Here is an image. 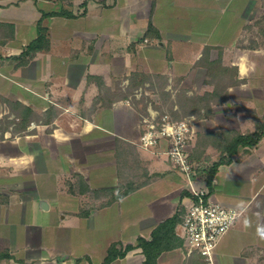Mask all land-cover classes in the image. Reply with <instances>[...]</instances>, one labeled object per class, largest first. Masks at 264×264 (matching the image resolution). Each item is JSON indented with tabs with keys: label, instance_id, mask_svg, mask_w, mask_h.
<instances>
[{
	"label": "crops",
	"instance_id": "0c3cea01",
	"mask_svg": "<svg viewBox=\"0 0 264 264\" xmlns=\"http://www.w3.org/2000/svg\"><path fill=\"white\" fill-rule=\"evenodd\" d=\"M62 9L86 13L42 15ZM0 22L15 26L0 43V120L16 117L3 99L24 104L30 119L18 118L23 130L0 132V264H144L139 247L105 258L112 245L152 240L161 224L185 213L191 184L209 189L205 178L172 165L168 141L139 145L143 120L156 110L150 104L142 117L129 98L109 95L137 75L145 81L137 93L154 91L160 78L165 90L180 80L189 92H212L196 65L209 48L244 82L196 120L197 139L249 134L264 122V0H0ZM39 22L49 48L21 64ZM212 139L210 164L223 151ZM211 197L242 214L201 264H264V134L220 165ZM182 221L173 227L174 245L182 246L165 249L156 264H199L181 237Z\"/></svg>",
	"mask_w": 264,
	"mask_h": 264
},
{
	"label": "built area",
	"instance_id": "2783aa9c",
	"mask_svg": "<svg viewBox=\"0 0 264 264\" xmlns=\"http://www.w3.org/2000/svg\"><path fill=\"white\" fill-rule=\"evenodd\" d=\"M196 138L192 118L173 119L170 114L152 115L144 118L139 145L144 148L157 146L161 141L169 143L167 155L172 165L188 177H192L194 164L190 160V146ZM195 197L184 202V218L181 223L184 244L188 253H201L212 260L221 238L240 218L242 211L228 207L211 197L208 188L191 184Z\"/></svg>",
	"mask_w": 264,
	"mask_h": 264
},
{
	"label": "trees",
	"instance_id": "16d2710c",
	"mask_svg": "<svg viewBox=\"0 0 264 264\" xmlns=\"http://www.w3.org/2000/svg\"><path fill=\"white\" fill-rule=\"evenodd\" d=\"M85 5H86V1H84L81 4V6H85ZM85 13H86V9H84L81 13H79L77 15L74 14L73 12L69 11V10L62 9L61 11H53V12H49V13L43 12L42 15L44 17H47V16L77 17L78 15H84ZM153 27L154 26H153L152 22L150 21L146 36L151 35ZM0 29L2 30V33L0 35V43L4 44L6 42V40H8L10 37H12L14 35L15 26L12 23L0 22ZM49 43L50 42L48 39L47 28L43 27L41 25V22H39L38 23L37 38L27 46L25 51L19 57V59H21L20 63L22 64V61H24V58H26V55H35L39 51L48 49ZM208 53H209V48L205 50V53H204L201 60L205 59V55L208 58ZM222 64L223 63H221V60L209 62L208 65L210 66L209 67V73L210 74L208 77L209 78H210V76L212 77L213 74L220 75L222 73H226V71L230 70L229 68H234V67L228 68V66L224 67V65H222ZM219 67H222L224 71L220 72ZM235 71H236V73H235L236 78L238 79V72H237V70H235ZM137 76H139V75H137ZM139 81H140L141 85H143L145 82L144 79H141ZM236 81H237L236 83H239V84L244 82V80H240V79H238ZM135 82H136L135 80H134V82L133 81L131 82L132 87L140 86V84L138 86H133ZM208 82H210L209 79H208ZM232 85L233 84H230L229 86H232ZM229 86L227 87V91H228ZM215 91H216V89L212 92H206L203 95V97H201L200 99L202 101H209V102L212 101L213 96L215 95ZM122 99H128V97H122ZM3 101L7 102L6 104L10 107L11 112L16 114V118H24L25 117L28 120V122H30V119L26 116L28 113L27 112L24 113V104H22L20 102L9 101L7 99H3ZM212 103L218 104L220 102H212ZM211 108L212 107L210 105H208V106L202 105L200 107L199 117L202 118V117L210 116L211 115V113H210ZM26 111L29 112L30 109L27 108ZM200 112H202V113H200ZM162 114H165V113H161L160 115H162ZM172 118L176 119L174 116H172ZM263 134H264V122L259 125L258 130L254 131L252 133H249V134L236 133L234 135H231V137L229 136L228 138H223L224 140H221V136L218 134L209 133L208 136H204V137H211V138L216 137V139L223 142V143H221L223 151L221 152L222 154H221L219 160L213 162L212 164H210L208 166H203L200 163V156L198 155L197 147H199V145L200 146L202 145L201 144V140H202L201 138L202 137L200 138V140H198L197 136H196L195 147L196 146L197 147H196V149L194 148L195 149L194 153L192 152L190 154V160L194 164V170L192 172V177L193 178H203V179L205 178L206 183L209 187V191L211 193L212 185H213V179H214V176L217 173L220 165L223 164L224 162H230L232 155L237 152L239 146L253 147V146L257 145L258 142L263 137ZM202 153H204V151H202ZM202 174L204 176H202ZM78 181H79L78 188L80 189L81 192H83V189H84L83 186L85 185V183H84L82 176L79 175ZM183 214H184V211L181 209V211L174 218L169 219V220L165 221L163 224H161L158 227V229L155 231L152 240H146V239L140 237L138 239V242L136 245L129 244L124 248V250H119L117 245H112L108 251V255L105 258V262L109 263V262H112L113 260L117 259L118 257H124V256H126V254L130 250L134 249L135 247H139L143 250V253L146 256L144 264H156L159 256L162 254V252L165 249H170V248L182 246L183 243L181 240H180L181 241L180 243H177V245H174L175 240H177L178 237L174 236V228L173 227L180 220L183 219V217H184ZM168 235H171L173 238L169 239ZM190 256H192L191 257L192 261L194 259L197 262H199V264H201L202 259L205 258L199 252H194Z\"/></svg>",
	"mask_w": 264,
	"mask_h": 264
},
{
	"label": "rangeland",
	"instance_id": "374dc122",
	"mask_svg": "<svg viewBox=\"0 0 264 264\" xmlns=\"http://www.w3.org/2000/svg\"><path fill=\"white\" fill-rule=\"evenodd\" d=\"M2 33V30L0 29V35ZM212 55H205L204 60H198L196 62V65L199 66L200 68H203L204 71L206 72V77H205V83L204 84H210L215 91V95L213 96L212 101H202L200 98L203 97V95L206 92H200L198 90L193 89V92H189L190 88H185L184 86H180L182 82L180 80H176L172 82V87L175 89V91L170 90H165V85L166 80L164 79H156L155 85H152L150 88H153L154 91H146L145 89L142 91H139L138 93L135 92V87H132L131 85L126 88V90H122L120 92L115 91V92H110L109 95H115V97H128L133 104L137 107L138 111L140 114L143 116H146L149 114L148 112V107L151 104L153 109L156 110V113L160 115L161 113H167L172 116H174L178 120H183V119H189L192 118L194 124L196 123V120L199 117V111L200 107L202 105H210L212 107V102H220V104L224 103V101H227L228 98V91L227 87L230 84H233V86H237L239 83H236L238 80L236 78V69L235 68H229L230 70L226 71V73H222L220 75L213 74V76L210 78L209 76V62H213L216 60H221V58H215V60L211 59ZM223 65V64H222ZM225 67V66H224ZM219 71L223 72V68L219 67ZM140 79H142L140 76H137L135 78V83L133 86H138L140 84ZM208 79L210 82H208ZM200 81V75L198 74L196 78L194 79V82ZM161 86V88L159 87ZM213 90V91H214ZM9 101H15L12 99H7ZM3 102V101H2ZM7 103V102H3ZM19 108V107H18ZM20 109V108H19ZM21 110V109H20ZM212 108L210 113H212ZM192 112V113H191ZM202 113V112H200ZM12 115V114H10ZM13 127L15 131H20L24 129V123L23 122H18V118L13 117L11 119L9 118H4L0 120V132L3 131L6 128ZM197 136V135H196ZM205 138V139H204ZM201 146L197 147L198 155L200 156V163L203 166H208L210 165V159L208 155L206 154V143L210 140L213 141L211 137H202L201 138ZM208 141L206 142V140ZM224 140V139H223ZM226 142V141H225ZM196 138L195 140L191 143L190 146V153H194L196 147ZM198 145V144H197ZM195 148V149H194ZM204 151V153H202ZM202 176H204L202 174ZM67 230L65 233L67 234Z\"/></svg>",
	"mask_w": 264,
	"mask_h": 264
}]
</instances>
